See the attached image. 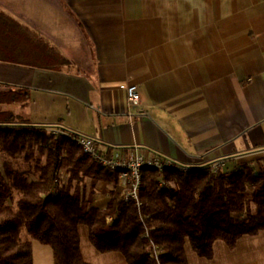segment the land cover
<instances>
[{
    "label": "crops",
    "instance_id": "obj_1",
    "mask_svg": "<svg viewBox=\"0 0 264 264\" xmlns=\"http://www.w3.org/2000/svg\"><path fill=\"white\" fill-rule=\"evenodd\" d=\"M0 12L19 23L0 91L29 94L2 107L28 124L91 137L101 151L264 169V0H0ZM105 187L87 179L85 199L104 208ZM77 231L85 262L127 264L98 252L87 225ZM184 251L187 264H264V229L232 248L214 241L210 258L188 240ZM31 254L53 264L48 245L32 240Z\"/></svg>",
    "mask_w": 264,
    "mask_h": 264
},
{
    "label": "trees",
    "instance_id": "obj_2",
    "mask_svg": "<svg viewBox=\"0 0 264 264\" xmlns=\"http://www.w3.org/2000/svg\"><path fill=\"white\" fill-rule=\"evenodd\" d=\"M18 26L0 12V60L16 61ZM28 97L26 88L0 91V264H33L32 240L51 247L53 264H90L79 249L81 224L98 252H119L127 264H187L186 240L210 258L214 241L232 248L264 229L262 167L223 172L162 159L161 168L141 167L137 199H125L130 182L121 185L118 169L85 152L78 134L28 124L2 107ZM87 179L105 184L104 208L85 199Z\"/></svg>",
    "mask_w": 264,
    "mask_h": 264
},
{
    "label": "built area",
    "instance_id": "obj_3",
    "mask_svg": "<svg viewBox=\"0 0 264 264\" xmlns=\"http://www.w3.org/2000/svg\"><path fill=\"white\" fill-rule=\"evenodd\" d=\"M127 103L129 106H135L139 103V93L134 84L126 86ZM77 142L83 150L95 157L102 166L110 170H119L118 178L121 185L125 186L130 182V189L125 194V199H137V188L140 181V169L143 166L161 168L163 164L156 157H148L146 154L123 155L119 151H113L109 155L99 154L97 144L91 137L77 135Z\"/></svg>",
    "mask_w": 264,
    "mask_h": 264
},
{
    "label": "rangeland",
    "instance_id": "obj_4",
    "mask_svg": "<svg viewBox=\"0 0 264 264\" xmlns=\"http://www.w3.org/2000/svg\"><path fill=\"white\" fill-rule=\"evenodd\" d=\"M11 109L15 112V113H18L19 110H18V106H12ZM3 159V155L0 153V163H1V160Z\"/></svg>",
    "mask_w": 264,
    "mask_h": 264
}]
</instances>
